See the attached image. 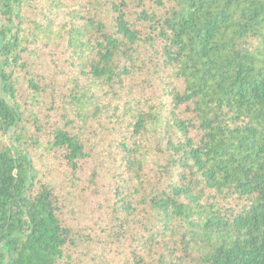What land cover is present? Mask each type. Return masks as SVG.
<instances>
[{"label": "trees", "instance_id": "trees-1", "mask_svg": "<svg viewBox=\"0 0 264 264\" xmlns=\"http://www.w3.org/2000/svg\"><path fill=\"white\" fill-rule=\"evenodd\" d=\"M0 264H264V0H0Z\"/></svg>", "mask_w": 264, "mask_h": 264}]
</instances>
